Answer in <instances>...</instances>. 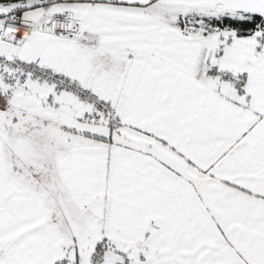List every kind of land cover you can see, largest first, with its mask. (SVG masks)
Here are the masks:
<instances>
[{"label": "snow or ice", "instance_id": "6c2138e0", "mask_svg": "<svg viewBox=\"0 0 264 264\" xmlns=\"http://www.w3.org/2000/svg\"><path fill=\"white\" fill-rule=\"evenodd\" d=\"M0 264H264V0H0Z\"/></svg>", "mask_w": 264, "mask_h": 264}]
</instances>
